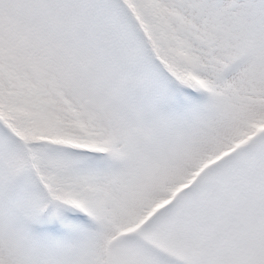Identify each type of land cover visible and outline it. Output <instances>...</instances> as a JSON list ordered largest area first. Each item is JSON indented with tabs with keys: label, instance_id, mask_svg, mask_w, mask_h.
Instances as JSON below:
<instances>
[{
	"label": "snow or ice",
	"instance_id": "snow-or-ice-1",
	"mask_svg": "<svg viewBox=\"0 0 264 264\" xmlns=\"http://www.w3.org/2000/svg\"><path fill=\"white\" fill-rule=\"evenodd\" d=\"M0 264H264V0H0Z\"/></svg>",
	"mask_w": 264,
	"mask_h": 264
}]
</instances>
